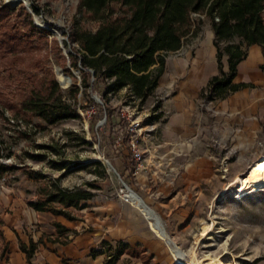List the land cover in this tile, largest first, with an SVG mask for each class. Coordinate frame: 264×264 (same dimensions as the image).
Instances as JSON below:
<instances>
[{"label":"rangeland","instance_id":"rangeland-1","mask_svg":"<svg viewBox=\"0 0 264 264\" xmlns=\"http://www.w3.org/2000/svg\"><path fill=\"white\" fill-rule=\"evenodd\" d=\"M77 2L78 0H17L11 4L0 0V7L6 6L10 9L7 22L22 34L20 39H24L29 45L22 53L4 52L3 62L9 61L15 66L24 67L27 71H33L36 76H42L44 71H48L65 97L71 84L78 87L75 100L71 101L76 115L56 123L45 124L40 118L31 117V123L19 125L12 120L10 111L3 110V114L9 118L8 121L0 114V163L5 164L0 170V218L10 204H26V200H35L41 187L54 178H57L56 183L62 187H80L91 193L90 198L79 202L82 204L80 208H68L75 215V221L82 220L84 212L97 205L98 198L117 196L115 191L121 181L135 191L131 186V171L140 161L136 163L130 156L126 127L131 121L137 122L138 129L133 137L141 150L143 160L148 154L143 147H139L137 136L151 131L152 123L147 120L148 114L152 113L151 107L154 104L159 105L175 92L174 83L169 90L154 92L140 103L128 96L125 89H121L107 95L105 104H102L99 89H95L93 85L83 88V70L77 63L75 67L70 64L71 57L77 56L78 46L70 39L69 30L74 20L87 30H94L96 23L82 18L77 11ZM20 7L40 33L29 35L25 32L23 24L26 18L18 11ZM186 46L189 44L179 51L168 53L165 62L169 64L173 60L185 59L188 56L185 52ZM3 62L0 61V92L6 99L16 103L19 97L17 82L2 71L6 64ZM64 68L70 76L63 71ZM87 81L93 84L90 75ZM194 104L199 118L201 117L200 122L210 123L211 113L214 112L211 103L197 98ZM23 129L28 132L26 137L20 135L19 131ZM78 136L85 142H79ZM115 136L120 138L118 144L113 142ZM42 144H51L56 152L42 147ZM255 144L259 148L262 140L257 138ZM194 147L215 157L205 173V194L201 204L196 206V212L190 211L189 216L193 214L190 226L180 234L181 240L185 239V242L191 238L190 235L195 234L193 242L189 244L190 242L183 241V244L178 245L172 240L184 254L180 261L171 256L166 244L147 224L149 233L164 243L166 249L162 256L155 258L136 244L143 250L137 256L123 253L118 258L111 261L109 259V264H187L186 260L191 258L192 250H195L199 258L206 254H220L221 259L233 260L237 264H264V153L248 165L251 162L244 163L241 157L237 158L238 151L227 140L218 142L210 138ZM32 154H43V157L33 158ZM123 154L127 155V161H123ZM49 159L68 163L65 168L58 169L48 164ZM92 160H98L99 165L91 163ZM251 168L260 173L256 187L240 192L234 184L225 195H217L235 177L244 176ZM101 169L103 173H100ZM34 173L43 177L28 175ZM216 180L218 188L209 191V184H215ZM161 222L164 225L165 221L161 219ZM77 229L80 230V226ZM2 244L0 230V251ZM203 264H208V261Z\"/></svg>","mask_w":264,"mask_h":264},{"label":"crops","instance_id":"crops-1","mask_svg":"<svg viewBox=\"0 0 264 264\" xmlns=\"http://www.w3.org/2000/svg\"><path fill=\"white\" fill-rule=\"evenodd\" d=\"M262 15L264 21V10ZM202 27L196 37L177 50L189 44L185 59L164 62V72L153 93L167 91L174 83L176 89L159 104L161 115L151 122V131L138 134V145L148 156L141 158L131 171L134 192L165 221L166 234L178 245L185 242L180 234L190 226L193 218L190 211L196 212V206L201 204L205 173L215 157L194 146L210 138L218 142L227 140L238 151L237 158L251 162L248 165L264 153V72L258 68L262 57L255 44L246 48L245 57L235 66L232 82L244 86L221 100L209 102L214 107L211 122H200L194 101L200 100V90L218 72L212 31L207 22ZM220 64L221 70L226 71V56H221ZM257 138L262 140L259 148L255 144ZM122 157L127 161L126 154ZM208 187L209 191L218 188V181ZM52 220L69 229L68 239L61 244L43 237L32 253V264H107L102 241L138 244L155 258L161 257L166 249L160 239L149 233L147 221L138 210L117 196L98 198L97 205L85 211L78 221L37 211L27 204L12 203L0 218L3 237L0 264H27L17 240L27 244L28 238L35 242L43 234L52 237L55 232ZM195 236L190 235L185 243L191 244Z\"/></svg>","mask_w":264,"mask_h":264},{"label":"trees","instance_id":"trees-1","mask_svg":"<svg viewBox=\"0 0 264 264\" xmlns=\"http://www.w3.org/2000/svg\"><path fill=\"white\" fill-rule=\"evenodd\" d=\"M263 10L264 0H78L77 11L83 19L95 22L96 27L87 30L76 20L71 23L69 37L78 46V56L71 57L70 64L75 67L77 63L83 70V88L93 85L99 89L102 104H105L107 95L121 89L142 103L153 94L157 80L164 72L167 54L177 51L185 42L196 37L207 22L213 35L218 72L208 78L198 97L203 102L218 101L244 86L233 83L232 79L235 66L245 57L248 46L255 44L259 47L262 63L258 68L264 72ZM18 11L26 18L23 24L25 32L29 35L40 33L22 7ZM8 12L10 9L6 6L0 7L2 62L4 52L22 53L29 46L27 41L20 39L22 34L7 22ZM223 55L226 56V71L221 70L220 58ZM3 63L6 64L2 71L16 80L19 91L16 103L0 92V114L7 121L9 118L3 114L4 109L10 111L12 120L19 125L31 123V117H38L45 124H53L76 115L71 103L78 92L74 83L68 87L65 97L48 71L36 76L33 71L15 66L12 62ZM63 71L70 76L66 68ZM88 75L93 79V84L87 81ZM158 108V104L151 107L148 121H155L161 115ZM26 131L20 130V135L26 137ZM78 138L79 142H85L81 136ZM42 147L56 152L51 144H42ZM31 157L40 159L43 154H32ZM47 162L58 169L65 168L68 163L53 159ZM91 163L99 165L98 160ZM4 167L5 164L0 163V170ZM100 173H103L102 169ZM28 175L43 177L37 173ZM56 180L54 178L45 183L36 199L26 200V204L34 210L74 220L76 217L68 208H80L82 204L79 202L90 198L91 193L80 187H62ZM50 223L55 229L52 237L43 234L35 242L28 238L27 244L17 240L27 264H32V253L37 243L43 242V237L46 241L61 244L67 241L69 229L55 220ZM71 233L75 231L71 230ZM101 244L107 264L109 259L118 258L123 253L137 256L143 251L136 244L130 245L122 240H116L114 244L102 241Z\"/></svg>","mask_w":264,"mask_h":264},{"label":"bare ground","instance_id":"bare-ground-1","mask_svg":"<svg viewBox=\"0 0 264 264\" xmlns=\"http://www.w3.org/2000/svg\"><path fill=\"white\" fill-rule=\"evenodd\" d=\"M6 1L11 4L17 2V0H6ZM58 76L60 78L59 73ZM259 178H260L259 171L257 169L251 168L250 170L247 171V173L244 176L235 177V179L231 183L227 184L223 190L219 191L217 195L224 194L229 189V187H231L234 184L236 185L238 191L240 192L245 191L250 187H256L259 183ZM125 193L129 196L131 205L140 212L143 218L146 219L149 228L166 244V246L170 251L171 256L175 260L180 261L181 257L184 254L178 249L177 246L170 244V242L167 240L169 237L166 234L164 225L162 224L159 217H157L156 214L153 213L146 206L143 200L138 196V194L134 193V191L131 188L125 189ZM216 198L217 197H215V199ZM206 260L208 261V264H237L233 260L221 259L220 254L215 256L206 254L199 258L196 256L195 250H192L191 258L186 260V263L203 264V262Z\"/></svg>","mask_w":264,"mask_h":264},{"label":"built area","instance_id":"built-area-1","mask_svg":"<svg viewBox=\"0 0 264 264\" xmlns=\"http://www.w3.org/2000/svg\"><path fill=\"white\" fill-rule=\"evenodd\" d=\"M78 56V54H77ZM137 122L136 121H131L127 127H126V132L128 133L127 136V145L128 148L130 150V156L132 158V160L136 163H138L141 159V151L138 149V146L136 144V142L134 141V137L133 134L137 132ZM120 141V138L118 136H115L113 139V142L115 144H118ZM129 188L123 181H121V185L117 187L115 193L116 195L123 201L130 203V198L129 196L125 193V189ZM234 195V193H232Z\"/></svg>","mask_w":264,"mask_h":264},{"label":"water","instance_id":"water-1","mask_svg":"<svg viewBox=\"0 0 264 264\" xmlns=\"http://www.w3.org/2000/svg\"><path fill=\"white\" fill-rule=\"evenodd\" d=\"M103 161H105L106 163H107V165H109V166H111V164L106 160V159H104L103 158ZM112 169H113V167H111ZM149 208V207H148ZM153 212V211H152ZM154 213V212H153ZM157 216V215H156ZM158 217V216H157ZM160 219V218H159ZM161 220V219H160ZM169 242H170V244H172V245H174V246H176L175 245V243L170 239V238H168L167 239Z\"/></svg>","mask_w":264,"mask_h":264}]
</instances>
